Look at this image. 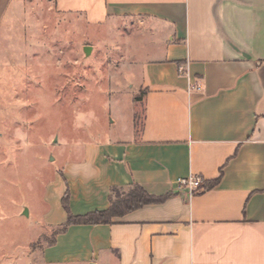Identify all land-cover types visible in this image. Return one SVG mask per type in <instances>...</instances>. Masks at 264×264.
Instances as JSON below:
<instances>
[{
    "label": "crops",
    "instance_id": "0c3cea01",
    "mask_svg": "<svg viewBox=\"0 0 264 264\" xmlns=\"http://www.w3.org/2000/svg\"><path fill=\"white\" fill-rule=\"evenodd\" d=\"M18 1L0 0V25ZM54 5L87 27L135 30L147 57L129 65L140 68V130L77 145L49 185L45 225L67 221V192L75 217L106 211L114 188L168 198L69 226L40 249L44 264H264V0ZM190 177L220 180L191 194L179 186Z\"/></svg>",
    "mask_w": 264,
    "mask_h": 264
},
{
    "label": "rangeland",
    "instance_id": "374dc122",
    "mask_svg": "<svg viewBox=\"0 0 264 264\" xmlns=\"http://www.w3.org/2000/svg\"><path fill=\"white\" fill-rule=\"evenodd\" d=\"M136 35L87 27L54 0L10 6L0 25V264H44L49 185L77 145L140 130V68L129 65L147 56Z\"/></svg>",
    "mask_w": 264,
    "mask_h": 264
},
{
    "label": "trees",
    "instance_id": "16d2710c",
    "mask_svg": "<svg viewBox=\"0 0 264 264\" xmlns=\"http://www.w3.org/2000/svg\"><path fill=\"white\" fill-rule=\"evenodd\" d=\"M219 180L220 178L211 183L204 184L200 191L207 190L208 188L216 184ZM120 192L121 190L117 188H114L112 190L110 207L106 211L94 212L79 217H75L70 213L68 207V192H67L62 200L63 208L67 212V216H68L67 221L62 226L54 230L52 234V238L50 240H46L45 244H47L48 246L53 245L55 243L56 236L62 232H65L68 229V227L71 225L111 224L113 218L120 217L126 213L135 211L146 205L163 203L168 198V196H164V197L152 196L148 194L139 185H133L128 193L121 194Z\"/></svg>",
    "mask_w": 264,
    "mask_h": 264
},
{
    "label": "built area",
    "instance_id": "2783aa9c",
    "mask_svg": "<svg viewBox=\"0 0 264 264\" xmlns=\"http://www.w3.org/2000/svg\"><path fill=\"white\" fill-rule=\"evenodd\" d=\"M194 91H200L201 86L199 84L193 86L191 88ZM203 179L200 177H190L188 179H180L179 180V186L180 189H187L191 194L194 193V191H199L203 187Z\"/></svg>",
    "mask_w": 264,
    "mask_h": 264
},
{
    "label": "water",
    "instance_id": "95a60500",
    "mask_svg": "<svg viewBox=\"0 0 264 264\" xmlns=\"http://www.w3.org/2000/svg\"><path fill=\"white\" fill-rule=\"evenodd\" d=\"M91 50H92L91 47H89V46L85 47V48H84V54H85L86 56H89L90 53H91ZM25 214L27 215V212H26Z\"/></svg>",
    "mask_w": 264,
    "mask_h": 264
}]
</instances>
